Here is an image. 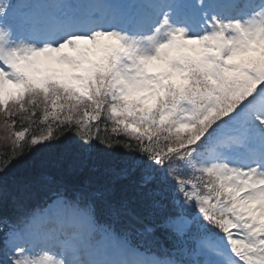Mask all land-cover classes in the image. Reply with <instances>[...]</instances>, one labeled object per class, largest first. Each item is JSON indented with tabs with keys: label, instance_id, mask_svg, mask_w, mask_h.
Here are the masks:
<instances>
[{
	"label": "snow or ice",
	"instance_id": "6c2138e0",
	"mask_svg": "<svg viewBox=\"0 0 264 264\" xmlns=\"http://www.w3.org/2000/svg\"><path fill=\"white\" fill-rule=\"evenodd\" d=\"M9 205L0 264H264V0H0Z\"/></svg>",
	"mask_w": 264,
	"mask_h": 264
},
{
	"label": "trees",
	"instance_id": "16d2710c",
	"mask_svg": "<svg viewBox=\"0 0 264 264\" xmlns=\"http://www.w3.org/2000/svg\"><path fill=\"white\" fill-rule=\"evenodd\" d=\"M50 173L54 172V169L48 170ZM13 173L21 180L27 181L34 185L35 191L43 193L41 199L44 200L47 192L45 190L40 189V170L39 169H32V170H24L19 165L14 166ZM94 177H91L87 174L76 177V178H69L70 186H78L80 183L88 180H94ZM112 196L116 200H123L127 201L129 207L136 213H139L147 219H152V217L148 216V210L150 208V193L147 189H140L135 186L130 181H121L117 183L113 187ZM35 199H32L30 203H32ZM11 207V205H9ZM1 211V210H0ZM144 213V214H142ZM104 220H109L110 218L107 216L103 217ZM122 225L117 223L116 227L119 229Z\"/></svg>",
	"mask_w": 264,
	"mask_h": 264
}]
</instances>
